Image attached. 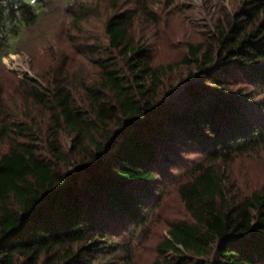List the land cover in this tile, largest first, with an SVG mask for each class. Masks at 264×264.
<instances>
[{"label":"trees","instance_id":"16d2710c","mask_svg":"<svg viewBox=\"0 0 264 264\" xmlns=\"http://www.w3.org/2000/svg\"><path fill=\"white\" fill-rule=\"evenodd\" d=\"M73 7L76 22L90 17ZM218 12L208 36L166 65L130 37L134 11L114 13L107 45L77 48L98 70L81 99L62 77L17 79L42 118L15 110L0 82V264H141L137 246L158 222L166 232L150 264H264V181L246 194L228 172L264 156V0ZM39 14L30 0H0V68ZM182 67V97L168 99ZM191 155L201 160L184 166ZM174 169L183 221L160 213Z\"/></svg>","mask_w":264,"mask_h":264},{"label":"rangeland","instance_id":"374dc122","mask_svg":"<svg viewBox=\"0 0 264 264\" xmlns=\"http://www.w3.org/2000/svg\"><path fill=\"white\" fill-rule=\"evenodd\" d=\"M30 1L37 4L39 20L31 27L22 29L21 38H16L17 42L13 41L16 42L15 49L2 57L0 82H3L5 96L10 95V105L15 110L21 113L28 109L38 118H42L40 109L31 105L21 94L17 95V79L28 77L47 82L48 79L62 77L76 91L77 98L81 99L83 81L96 80L98 70L90 63V58L81 55L77 48L92 45L97 38L104 40L107 45L105 25L114 13L133 10L135 21L130 37L146 42L152 48L155 65H166L182 59L187 52V42L197 43L208 36L209 28L214 25L222 6L230 9V0H146L154 18L145 22L140 15L143 0ZM74 5L87 6L90 17L76 22L72 15ZM117 6L118 10L115 9ZM187 75L188 69L182 67L168 78L167 84L170 88L174 86V89L166 93L167 98L172 94L176 100L182 97L178 93L184 87ZM63 140L67 148L73 144L69 134ZM199 160L201 157L198 155L185 156L182 164L191 167ZM228 172L236 180L240 191L247 194L264 181V156L258 159L236 158ZM181 173V169H174L167 178L174 181L167 184L169 192L160 211L162 220L183 221L188 218L175 194L174 184ZM155 229L150 241H140L137 246V262L141 264H150L154 258V240H160L165 235L163 222H158Z\"/></svg>","mask_w":264,"mask_h":264},{"label":"water","instance_id":"95a60500","mask_svg":"<svg viewBox=\"0 0 264 264\" xmlns=\"http://www.w3.org/2000/svg\"><path fill=\"white\" fill-rule=\"evenodd\" d=\"M184 88V87H183ZM183 88H182V90L178 93V95H182V93H183ZM174 95L172 94V95H169L168 96V99L170 98V99H174V98H172Z\"/></svg>","mask_w":264,"mask_h":264}]
</instances>
